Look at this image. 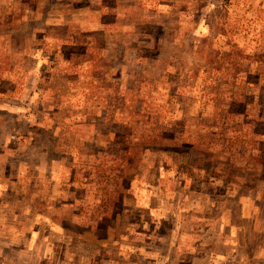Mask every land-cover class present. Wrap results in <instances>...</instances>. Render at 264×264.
Instances as JSON below:
<instances>
[{"label": "rangeland", "instance_id": "1", "mask_svg": "<svg viewBox=\"0 0 264 264\" xmlns=\"http://www.w3.org/2000/svg\"><path fill=\"white\" fill-rule=\"evenodd\" d=\"M157 180L214 209L173 236L172 205L131 253ZM0 197L27 212L10 225L43 217L24 264H264V2L0 0Z\"/></svg>", "mask_w": 264, "mask_h": 264}, {"label": "crops", "instance_id": "2", "mask_svg": "<svg viewBox=\"0 0 264 264\" xmlns=\"http://www.w3.org/2000/svg\"><path fill=\"white\" fill-rule=\"evenodd\" d=\"M45 153L50 156L49 150H47V152H45ZM34 167L37 168V164L36 165L34 164ZM140 182H141V180H140ZM207 182H209L210 186H217V183H219V180L217 178H211V179H208ZM134 183H136L138 185L139 180H135ZM163 183H165V182H163L161 180H157L156 183H151L149 181L145 182V183L142 182V184H141L142 188L140 189V196H138L139 189L137 188V193H136L137 204H135V207L143 213V214L140 213L138 218H140L142 221L146 222L148 229H149L150 224H152L153 227L149 233L147 232V228H144L143 230L131 232L130 236L134 235L132 238H135L138 240H140V239L144 240V242L146 244L145 246L140 245V246H136V247L130 245L131 253H132V251L138 252L141 255H143L144 253H150V250H151L150 245L151 244L149 241L151 240V238L153 236H156V237L158 236L155 239H157V240L162 239V237H160V231L158 230L160 228H158L156 225L160 222L167 221L168 218L172 219V217L175 216V215H173V213L170 214V212L168 211L172 205L174 206V210H175L176 207H179L178 205L180 203L183 207L185 206L186 202H188V206L191 204V206H189V208L187 207V214L180 212L179 213L180 216L182 214L183 217L181 216L182 218L179 219L178 223L176 221L170 227L169 230L173 233L172 234L173 236L177 232H178L179 236L184 235V234H186L189 237L190 236H196L197 232L199 231L198 226L196 227V226L192 225L191 227H188V225L186 223V221L190 222L188 219L189 212L197 213L200 210H204L208 205H211V208H210L211 211L214 209L215 203L212 200H209V202L206 201V197L211 199L212 195H206V194L204 195L201 192L202 189L201 190L199 189L198 193L194 192L193 184H190V183L188 184V182H186L183 186H180L179 191L178 190L176 191L174 188L171 190L169 189L170 191L168 192V194L164 195L165 186L163 185ZM205 183H206V181L203 182V184H204L203 186L206 185ZM135 187H137V186H135ZM178 192H179V194H176ZM193 193H195L197 196L191 200V199H189V197H192ZM226 196L230 197L227 193H226ZM162 197L165 199H168V200L178 198V199H180V202H178V204H172L170 202L163 201L161 199ZM181 197H183L182 201H181ZM230 198H232V197H230ZM189 200H191V201H189ZM17 203H19V202L17 201ZM8 204L12 205L13 203H11L7 198L0 197V264H24L22 261V259L24 257H22V256H26V252H31L34 250L36 251V249H39V244H40L39 240H40V235H41L40 226L43 224L42 223L43 217L41 218V216H39V214H36V213L34 214V217L38 218L37 219L38 222H35L33 224L32 231L25 229L24 227H22V225H19V226L15 225V224L10 225L8 222L9 220L14 219V218H18V217L28 218V216L26 217L27 212L25 210H22V212L14 211V210H12L10 212L6 211L7 207H11ZM192 204H194V206ZM33 210L35 212H39L38 209H36V208H33ZM144 213H146V216L144 215ZM160 219H162V221ZM195 219L197 220V216ZM197 221L200 222L201 218H198ZM180 222H182V224H180ZM182 225H184V227H181ZM226 226H227V224H226ZM156 229L158 231H156ZM33 231L35 232V236H34V239L32 240L30 235L32 234ZM15 233H16V235H23L25 237V240H26V243L24 245H22V247L18 250H16V248H14L12 246L15 242L12 238ZM226 246L233 248L232 244L228 243V242H227ZM244 248H245V246L243 245L242 250H244ZM46 250L52 251V247L48 246V248H46ZM168 252H157V253H155L154 258L152 259L150 264H169L170 256H169ZM27 257H30V256H27ZM143 258H144V256H143ZM130 263L138 264L135 262H130ZM32 264H35V263H32Z\"/></svg>", "mask_w": 264, "mask_h": 264}, {"label": "built area", "instance_id": "3", "mask_svg": "<svg viewBox=\"0 0 264 264\" xmlns=\"http://www.w3.org/2000/svg\"><path fill=\"white\" fill-rule=\"evenodd\" d=\"M264 2V0H262Z\"/></svg>", "mask_w": 264, "mask_h": 264}]
</instances>
